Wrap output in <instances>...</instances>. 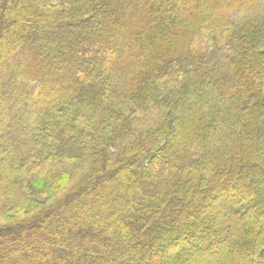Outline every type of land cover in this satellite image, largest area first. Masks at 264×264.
<instances>
[{
	"label": "trees",
	"instance_id": "obj_1",
	"mask_svg": "<svg viewBox=\"0 0 264 264\" xmlns=\"http://www.w3.org/2000/svg\"><path fill=\"white\" fill-rule=\"evenodd\" d=\"M259 262L264 0H0V264Z\"/></svg>",
	"mask_w": 264,
	"mask_h": 264
},
{
	"label": "rangeland",
	"instance_id": "obj_2",
	"mask_svg": "<svg viewBox=\"0 0 264 264\" xmlns=\"http://www.w3.org/2000/svg\"><path fill=\"white\" fill-rule=\"evenodd\" d=\"M225 212V210H222V213ZM12 216H15V217H18L19 215H12ZM259 264H262L261 262H259Z\"/></svg>",
	"mask_w": 264,
	"mask_h": 264
}]
</instances>
